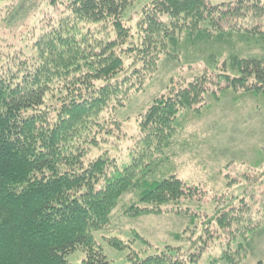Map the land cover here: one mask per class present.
Segmentation results:
<instances>
[{"label": "trees", "instance_id": "16d2710c", "mask_svg": "<svg viewBox=\"0 0 264 264\" xmlns=\"http://www.w3.org/2000/svg\"><path fill=\"white\" fill-rule=\"evenodd\" d=\"M133 1L64 0L58 19L33 36L30 54L15 50L0 58V264H71L66 257L78 250L86 252L79 264H109L92 233L108 224L125 194L137 198L127 210L132 216L160 215L164 208L167 213L171 207L190 208L195 198L201 201L198 191L174 174L160 175L161 166L169 161L163 152L177 134L180 113L200 103L201 95L238 93L264 100V54L241 58L230 52L221 74L205 73L153 101L141 117L138 156L131 163L119 166L102 155L85 165L86 146L96 142L93 119L124 99L118 81L108 82L121 70L124 52H136L144 65H151L166 46L172 48V52L166 48V55L177 52L183 32L194 44L230 43L236 33L239 39L264 42L256 28H236L234 23L263 18V0L218 4L152 0L141 11L142 43L123 50L131 31L124 18ZM56 5L51 0L50 6ZM86 24H108L115 38L94 37L84 31ZM222 52L208 53L211 67ZM48 95L58 103L51 109L46 107ZM256 152L264 157V145ZM246 200V196L229 198L203 220V234L212 237L213 224L219 232L234 234L233 240L241 238L235 252L243 250L257 227ZM188 218L194 224L200 219L196 209ZM203 245L204 241L186 260L173 263L201 264ZM232 245L225 243L221 258L213 264L219 260L238 264L239 257L230 253ZM112 246L121 249L119 244ZM177 251L168 246L166 252L127 264H169V254Z\"/></svg>", "mask_w": 264, "mask_h": 264}, {"label": "rangeland", "instance_id": "374dc122", "mask_svg": "<svg viewBox=\"0 0 264 264\" xmlns=\"http://www.w3.org/2000/svg\"><path fill=\"white\" fill-rule=\"evenodd\" d=\"M151 1H133V7L124 18L131 31L123 50L142 43L138 24L142 18V8ZM208 1L218 4L234 0ZM50 2L0 0V9H4L0 14V58L14 54L15 50L30 54L35 33L45 31L63 12L59 3L64 0H56V6H50ZM234 23L237 24L236 28L254 27L264 35V17ZM85 30L99 39L115 38V32L108 24H86ZM236 34L230 43L194 44L188 42L183 32L179 34L177 52L166 55V48L172 52V48L166 46L165 53L157 56L151 65H144L136 52H124L121 70L108 80L118 81L124 99L109 105L93 119L97 124L90 126L96 142L86 146L83 163L88 165L102 155H107L119 166L131 163L133 157L138 156L135 146L141 117L153 101L185 87L205 73L221 74L222 68H225V57L230 52L241 58L264 54V42H256L254 38L239 39ZM220 50L223 52L215 58L211 67L207 60L208 53ZM101 83L104 84V81L95 82L96 85ZM49 96L45 101L46 107L51 109L58 103ZM201 99L200 103L180 113L177 134L172 145L163 152L169 161L163 163L161 168L164 172L160 173L161 177L174 174L198 191L200 203L195 198L190 208L171 207L167 213L164 208L160 215L132 216L127 210L137 203V198L134 193L125 194L112 211L108 224L92 233L96 248L109 264H127L131 260L161 254L168 251V246L180 250L167 258L169 264H174L177 259L186 260L195 253L203 241L201 264H213V261L221 258L224 244L230 242H233L230 253L233 258L239 257L238 264H264V157H258L256 152L264 145V100L238 93L201 95ZM243 196L248 198L247 204L252 205L249 213L253 225L257 227L249 233L247 246L236 253V245L242 239L237 236L233 240L234 234L219 232L213 224L210 226L213 235L207 237V233L203 234L202 231L203 220L225 206L229 198L234 200ZM233 202L238 205V200ZM194 208L200 218L195 224L188 218ZM113 244H119L121 249H116ZM85 257L86 252L78 250L67 255L66 260L79 264ZM217 264L225 262L219 260Z\"/></svg>", "mask_w": 264, "mask_h": 264}]
</instances>
